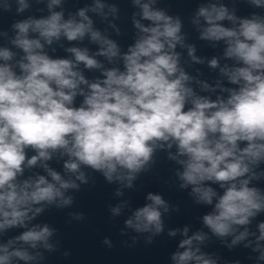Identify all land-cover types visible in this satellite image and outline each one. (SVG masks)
Segmentation results:
<instances>
[{"label": "clouds", "instance_id": "1", "mask_svg": "<svg viewBox=\"0 0 264 264\" xmlns=\"http://www.w3.org/2000/svg\"><path fill=\"white\" fill-rule=\"evenodd\" d=\"M66 2L47 0L48 14L39 16L33 5L44 0L0 4V13L19 17L0 28L10 45L0 47V264H43L60 241L50 242L58 230L40 217L72 208L73 193L94 184L95 174L124 197L161 152L176 166L177 187L211 208L201 217L207 231H167L183 237L174 264H219L201 247L213 238L229 251L242 245L252 264H264V0H244L252 11L243 16L222 0L197 5L188 23L199 41L221 49L211 59L196 54L184 20L161 0H130L138 11L126 46L109 33L122 35L116 3L92 0L68 11ZM205 63L218 70L214 84L188 71ZM146 200L134 210L123 199L108 206L112 218L131 212L124 225L137 233L133 245L142 234L152 244L165 233L164 217L179 212L160 193ZM102 243L112 247L107 237Z\"/></svg>", "mask_w": 264, "mask_h": 264}]
</instances>
